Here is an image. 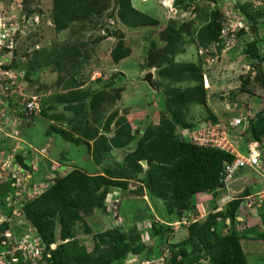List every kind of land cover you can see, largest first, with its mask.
<instances>
[{
  "label": "rangeland",
  "instance_id": "rangeland-1",
  "mask_svg": "<svg viewBox=\"0 0 264 264\" xmlns=\"http://www.w3.org/2000/svg\"><path fill=\"white\" fill-rule=\"evenodd\" d=\"M126 1L0 0V255L264 264V210L219 203L211 156L183 146L217 125L238 153L264 144V0ZM240 176L231 196L264 191L262 169Z\"/></svg>",
  "mask_w": 264,
  "mask_h": 264
},
{
  "label": "built area",
  "instance_id": "built-area-1",
  "mask_svg": "<svg viewBox=\"0 0 264 264\" xmlns=\"http://www.w3.org/2000/svg\"><path fill=\"white\" fill-rule=\"evenodd\" d=\"M0 89L2 94L7 93V91L3 90L2 87ZM5 89L8 90V88ZM36 107V103L34 102V100H32L26 103L24 110L30 113L35 110ZM241 121L242 119H233L231 121V125L236 127L240 124ZM0 125H3L1 119ZM184 142L202 148L219 150L233 156L232 161L224 163L222 171L220 173L219 181L222 184V188L225 193L219 198V200H221L219 201V203L227 204L229 202L239 200L241 201L242 208H244L246 211H252L255 209L264 210V191L261 192L255 190L254 187L253 190L249 193L238 197L231 196V194L239 195L240 193H243L244 188L239 192H234L229 189V185L232 182L243 178L240 176V174L244 170H251L255 173H259V169H262V171L264 172V144H261L259 141L249 143L246 151L243 152L244 154L238 153L235 149H232L225 131H223V129L219 125H217V127H215L214 129L212 128L211 130L198 129L191 133H186L184 135ZM248 186H250V184H248ZM197 212L199 213V217L195 215L196 219L192 220L191 218L189 219L190 222H195L198 220V218H203V214L200 213L199 208H197ZM38 250L39 248L37 246H35V249H33L37 256L39 255ZM12 258L13 257L10 258L9 254L7 255V253H1L0 264H12V261L18 260L15 257L13 259Z\"/></svg>",
  "mask_w": 264,
  "mask_h": 264
},
{
  "label": "trees",
  "instance_id": "trees-1",
  "mask_svg": "<svg viewBox=\"0 0 264 264\" xmlns=\"http://www.w3.org/2000/svg\"><path fill=\"white\" fill-rule=\"evenodd\" d=\"M126 2H128V0ZM132 12L136 13L135 11H132ZM147 21H149V20H147ZM150 22H153V21L151 20ZM111 55H112L113 59L120 60L121 58H123V57H125L127 55V51H123L122 50V45L120 44L117 47H115V49L112 51ZM260 124H261L262 127L264 126V122L263 121H261ZM253 133H254L255 139L259 140V137H260V134H261V130L260 129L258 130L257 128L256 129L254 128ZM183 146L189 147V148H193L194 147V146L191 147V144L186 143V142L183 143ZM198 148H200L201 151H204L205 155L211 156V159H209V163H211V165L213 167V171L215 170L214 173L212 174L214 182L211 183V185L209 184L210 186H209L208 191L211 192V193H215V195L221 194V192H222V184L219 181L220 173L222 171L224 163L228 162V161H232L233 160V156L228 154V153H225V152H222V151H219V150H215V149L202 148V147H198ZM73 174H78L79 175L80 173L75 171ZM71 176L72 175H70V177ZM191 187H193L192 184H191ZM231 204H233V205L237 204V206H238V201H234L232 203H229V205H231ZM222 213L223 212H218V213H216V214H214V215H212L210 217H207V219L205 221H203L200 225H193V228H194V231H195V232H193V235H194V233L198 234L200 232V234L198 236V238H199L198 240L202 244H205V245L209 244V243L211 244V240H212V236H213L212 233H214V231H212L213 228H211V227L213 226V223L215 222V219H217L218 217L222 216ZM193 235H191L192 244L194 242L193 241V237H194Z\"/></svg>",
  "mask_w": 264,
  "mask_h": 264
},
{
  "label": "water",
  "instance_id": "water-1",
  "mask_svg": "<svg viewBox=\"0 0 264 264\" xmlns=\"http://www.w3.org/2000/svg\"><path fill=\"white\" fill-rule=\"evenodd\" d=\"M144 81L152 87V74L149 72L145 75ZM244 186L242 179L236 180L229 185V188L235 192H239Z\"/></svg>",
  "mask_w": 264,
  "mask_h": 264
},
{
  "label": "clouds",
  "instance_id": "clouds-1",
  "mask_svg": "<svg viewBox=\"0 0 264 264\" xmlns=\"http://www.w3.org/2000/svg\"><path fill=\"white\" fill-rule=\"evenodd\" d=\"M205 80V79H204ZM204 86H206V82L204 83ZM206 88V87H205ZM243 181H244V177L243 178H241ZM244 186H246V184H245V181H244ZM244 186H243V188H244ZM252 186H248L247 187V189L245 190L246 191V193H249L250 191H252L253 189L251 188ZM242 188V189H243ZM254 188V187H253ZM230 189V188H229ZM241 189V190H242ZM231 190V189H230ZM233 191V190H232ZM235 192V191H234ZM243 192H244V190H243ZM223 193H225L224 191H223V188H222V192H221V195L223 194ZM236 201H239V200H236ZM232 202H234V201H232ZM229 203H231V202H229ZM229 203H227V204H229Z\"/></svg>",
  "mask_w": 264,
  "mask_h": 264
},
{
  "label": "bare ground",
  "instance_id": "bare-ground-1",
  "mask_svg": "<svg viewBox=\"0 0 264 264\" xmlns=\"http://www.w3.org/2000/svg\"><path fill=\"white\" fill-rule=\"evenodd\" d=\"M205 82H206V86L205 87L207 88V80H206V78H205Z\"/></svg>",
  "mask_w": 264,
  "mask_h": 264
}]
</instances>
